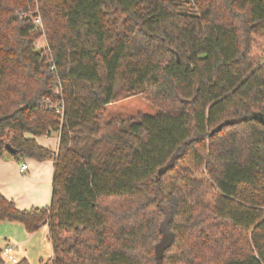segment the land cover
Listing matches in <instances>:
<instances>
[{"label": "trees", "instance_id": "trees-1", "mask_svg": "<svg viewBox=\"0 0 264 264\" xmlns=\"http://www.w3.org/2000/svg\"><path fill=\"white\" fill-rule=\"evenodd\" d=\"M191 4L0 0V158L54 161L50 205L0 193V223L47 225L46 264H264V0ZM118 88L157 114L106 122Z\"/></svg>", "mask_w": 264, "mask_h": 264}, {"label": "crops", "instance_id": "crops-1", "mask_svg": "<svg viewBox=\"0 0 264 264\" xmlns=\"http://www.w3.org/2000/svg\"><path fill=\"white\" fill-rule=\"evenodd\" d=\"M57 150L58 146L53 152H57ZM28 160H30L29 164L23 163L19 165L12 161L4 163L0 158V193L7 200L14 202L20 210L48 207L52 198L54 161L51 164V159L45 162H37L32 159ZM24 165H27V170L22 171L21 168ZM45 169L51 172H44ZM49 184H51V188L47 187ZM0 230V233H5L4 236H0L1 249L3 250L7 245L14 247L13 256L17 262L26 259L31 264L28 247L36 244L39 239H42L45 246L48 244L45 251L46 255H39L41 263H48V261L43 260L45 257H49V261L53 258V248L49 238V227L47 225L43 226L36 233L30 234L20 223L3 222L0 223ZM2 241H4V244H1ZM4 260L6 259L4 258Z\"/></svg>", "mask_w": 264, "mask_h": 264}, {"label": "rangeland", "instance_id": "rangeland-1", "mask_svg": "<svg viewBox=\"0 0 264 264\" xmlns=\"http://www.w3.org/2000/svg\"><path fill=\"white\" fill-rule=\"evenodd\" d=\"M176 1L182 4L185 9L190 8L192 5L191 0H176ZM46 46L47 43L45 38L44 37L40 38L37 42V47L39 49H45ZM251 52L256 65L264 64V35L253 36ZM118 89H119L118 100L106 108V117H105L106 122H109L112 119H118L124 122H128L130 120H134L138 118L140 115L143 114H150V115L157 114L159 109L156 106H154L151 102H149L142 94L128 97L126 96L125 93L122 92L121 88ZM37 140H38L37 142L40 143L41 146L51 151H54L58 146L59 134L57 132H52L50 136L39 137ZM1 159L2 162L4 163L7 161H12L19 165H22L23 163L26 164L30 163V160L28 159H23V158L15 159L9 155H6ZM50 161L52 164L53 159H51ZM184 164L187 167V169H189L192 173V175H189L190 177L198 180H207L205 167L197 164L192 156H190ZM52 170H53V166H52ZM46 171L51 172L48 169L44 170V172ZM47 187L51 188V184L47 185ZM216 195L217 194L215 193V191H212L211 194L206 199V204L210 208H213L214 206ZM4 235L5 233H0V236H4ZM1 244H4V241H2ZM46 246L48 247V244ZM46 246L45 243L42 241V239H39L36 244L28 247V251L30 252V257H31V264H42L39 255L41 256L46 255L45 253ZM43 260L49 262V257H45L43 258ZM5 262H6L5 264H12L11 262H9V260L7 261V259L5 260Z\"/></svg>", "mask_w": 264, "mask_h": 264}, {"label": "built area", "instance_id": "built-area-1", "mask_svg": "<svg viewBox=\"0 0 264 264\" xmlns=\"http://www.w3.org/2000/svg\"><path fill=\"white\" fill-rule=\"evenodd\" d=\"M26 16V15H25ZM34 23L36 25L37 28L43 29V23L41 20L40 16H35L34 17ZM47 47V46H46ZM59 92V91H58ZM59 109L63 110V107H60ZM58 109V110H59ZM61 111V110H60ZM22 171L27 170V165H24L21 168ZM13 252H14V247L7 245L3 250H2V256L6 259H8L11 263L16 264L18 263L17 260L14 258L13 256ZM52 264V263H51Z\"/></svg>", "mask_w": 264, "mask_h": 264}, {"label": "water", "instance_id": "water-1", "mask_svg": "<svg viewBox=\"0 0 264 264\" xmlns=\"http://www.w3.org/2000/svg\"><path fill=\"white\" fill-rule=\"evenodd\" d=\"M6 149L12 154L15 153V150L11 149L10 146H7Z\"/></svg>", "mask_w": 264, "mask_h": 264}]
</instances>
